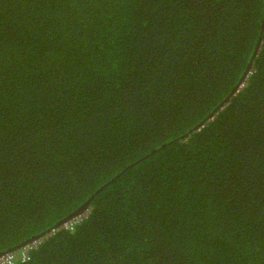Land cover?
<instances>
[{"label": "trees", "instance_id": "trees-1", "mask_svg": "<svg viewBox=\"0 0 264 264\" xmlns=\"http://www.w3.org/2000/svg\"><path fill=\"white\" fill-rule=\"evenodd\" d=\"M0 264H264V0H0Z\"/></svg>", "mask_w": 264, "mask_h": 264}, {"label": "water", "instance_id": "water-1", "mask_svg": "<svg viewBox=\"0 0 264 264\" xmlns=\"http://www.w3.org/2000/svg\"><path fill=\"white\" fill-rule=\"evenodd\" d=\"M261 42H262V40H261ZM258 49H259V45H258L257 48H256V52L258 51ZM255 55H256V53H255ZM251 66H252V63L249 64V67H248V69H247V71H246L244 77L242 78V80H241V82L239 83V85L233 90L232 94L235 93V92L238 90V88L241 86L242 83H244V81L246 80L247 75H248V74L250 73V71H251ZM227 101H228V99H227ZM87 206H88V203H86L85 205H83L78 211H76L75 213H73L72 215H70V216H69L68 218H66L65 220L61 221V223H59V224H62V223H64V222L68 221V220H71V219H72L73 217H75L77 214H79V213H81L82 211H84V210L87 208ZM59 224H58V225H59ZM39 237H40V236H36V237H34V238H32V239H30V240H28V241H25V242H24L23 244H21V245H26V244H28L29 242L38 239Z\"/></svg>", "mask_w": 264, "mask_h": 264}, {"label": "built area", "instance_id": "built-area-1", "mask_svg": "<svg viewBox=\"0 0 264 264\" xmlns=\"http://www.w3.org/2000/svg\"><path fill=\"white\" fill-rule=\"evenodd\" d=\"M34 244H35V243H33V244L27 246V248L24 249V251H23V253H22V255H23V259L27 258V250H28L29 248H31ZM8 257H9V259L12 258V257H10V256H7V257L5 258V260H6Z\"/></svg>", "mask_w": 264, "mask_h": 264}, {"label": "bare ground", "instance_id": "bare-ground-1", "mask_svg": "<svg viewBox=\"0 0 264 264\" xmlns=\"http://www.w3.org/2000/svg\"><path fill=\"white\" fill-rule=\"evenodd\" d=\"M29 245V244H28ZM18 247V246H17ZM23 250V249H22ZM29 250V249H28ZM28 250H27V252H28ZM20 252H22V251H20ZM15 254V253H14ZM4 256V255H3ZM6 258V257H5ZM20 259L23 261L24 259H23V255L21 254V256H20ZM26 260V259H25ZM6 263H12V261H13V258H10L9 259V257L6 259V260H4ZM27 261V260H26ZM26 263V262H25Z\"/></svg>", "mask_w": 264, "mask_h": 264}]
</instances>
